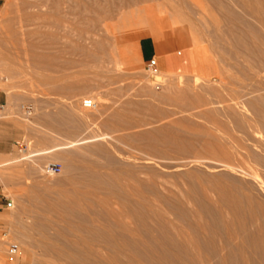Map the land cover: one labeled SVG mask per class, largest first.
I'll use <instances>...</instances> for the list:
<instances>
[{
    "label": "rangeland",
    "instance_id": "1",
    "mask_svg": "<svg viewBox=\"0 0 264 264\" xmlns=\"http://www.w3.org/2000/svg\"><path fill=\"white\" fill-rule=\"evenodd\" d=\"M0 91V264H264V0H0Z\"/></svg>",
    "mask_w": 264,
    "mask_h": 264
},
{
    "label": "crops",
    "instance_id": "2",
    "mask_svg": "<svg viewBox=\"0 0 264 264\" xmlns=\"http://www.w3.org/2000/svg\"><path fill=\"white\" fill-rule=\"evenodd\" d=\"M195 47L196 42L191 45H181L175 39H166L158 42L152 39H144L140 42L138 50L140 61L148 66L153 65L157 73L192 78L198 77L204 82L214 81L220 76L221 67L211 48L205 44L199 49ZM193 56H199L205 61L204 73L193 68ZM117 63L120 67L121 63ZM8 102V95L0 91V114L2 113L1 110L8 105ZM14 141L15 135L12 131V125L5 123L0 117V167L8 158L14 155L12 149ZM4 200V195L0 191V210L4 208Z\"/></svg>",
    "mask_w": 264,
    "mask_h": 264
},
{
    "label": "built area",
    "instance_id": "3",
    "mask_svg": "<svg viewBox=\"0 0 264 264\" xmlns=\"http://www.w3.org/2000/svg\"><path fill=\"white\" fill-rule=\"evenodd\" d=\"M148 69L149 70H151V69L152 70H155L153 68V65H149L148 66ZM83 106L85 108H88V109H91V110H95L97 108V104L94 103L93 101H84L83 102ZM48 170H49V173H51V174H57L58 173V170L57 169H48ZM10 252H11L12 255H15L17 253V250H16V248H14Z\"/></svg>",
    "mask_w": 264,
    "mask_h": 264
},
{
    "label": "bare ground",
    "instance_id": "4",
    "mask_svg": "<svg viewBox=\"0 0 264 264\" xmlns=\"http://www.w3.org/2000/svg\"><path fill=\"white\" fill-rule=\"evenodd\" d=\"M177 26V25H176ZM174 27V26H173ZM117 62V61H116ZM119 65V64H118ZM49 79V78H48ZM157 81V80H156ZM59 149H61V148H59ZM56 150H58L57 148H56ZM55 150V151H56ZM108 204V203H107ZM230 210V209H229ZM232 210V209H231ZM251 212V211H250ZM255 212V211H254ZM262 212H264V211H262ZM232 213V212H231ZM229 214H230V212H229ZM232 215V214H231ZM235 215V214H234ZM234 217V216H233ZM264 217V216H263ZM258 218V217H257ZM241 220V219H240ZM231 221V220H230ZM244 221V220H243ZM262 221V220H261ZM235 222V221H234ZM244 223V222H243ZM247 223V222H246ZM257 223V222H256ZM228 224V223H227ZM252 224V223H251ZM231 225H233V224H231ZM260 227V226H259ZM232 228H233V226H232ZM240 228V227H239ZM248 229V228H247ZM123 230V229H122ZM231 231V230H230ZM260 232V231H259ZM262 233V232H261ZM258 234H260V233H258ZM257 234V235H258ZM262 235V234H261ZM121 236V235H120ZM123 236V235H122ZM233 235H231V237H232ZM230 237V238H231ZM236 237V236H235ZM234 237V238H235ZM261 237V236H260ZM123 238V237H122ZM229 238V239H230ZM80 239V238H79ZM124 239V238H123ZM126 239V238H125ZM128 239V238H127ZM227 239V238H226ZM232 239H233V237H232ZM232 239H230V240H232ZM230 240H228L229 242H231ZM83 241V240H82ZM110 241V240H109ZM108 241V242H109ZM127 240H125V242H126ZM227 241V240H226ZM81 242V241H80ZM97 242V241H96ZM211 243V242H210ZM82 244H83V242H82ZM122 244V243H121ZM100 245V244H99ZM112 245V244H111ZM212 246V245H211ZM229 246V245H228ZM116 249V248H115ZM141 249V248H140ZM264 250V249H263ZM89 251V250H88ZM98 251V250H97ZM116 251V250H115ZM128 251V250H127ZM137 251V250H136ZM94 252V251H93ZM112 252V251H111ZM125 252V251H124ZM138 253H139V251H137ZM87 254V253H86ZM117 254V253H116ZM123 254V253H122ZM235 254V253H234ZM119 255H121V254H119ZM131 255V254H130ZM130 255H128V256H130ZM92 257V256H91ZM127 257V256H126ZM239 257V256H238ZM110 259L112 258V257H109ZM136 260V259H135ZM134 260V261H135ZM141 260V259H140ZM201 260V259H200ZM244 260V259H243ZM114 261V260H113ZM132 261V260H131ZM233 261V260H232ZM115 262V261H114ZM117 262V261H116ZM140 262V261H139ZM144 262V261H143ZM122 263H124V262H122ZM136 263V262H135ZM149 263V262H148ZM242 263V262H241ZM84 264V263H83ZM96 264V263H95ZM111 264V263H110ZM141 264V263H140Z\"/></svg>",
    "mask_w": 264,
    "mask_h": 264
}]
</instances>
